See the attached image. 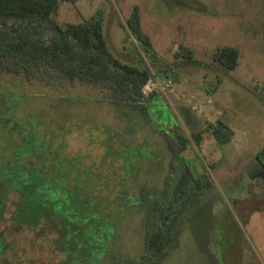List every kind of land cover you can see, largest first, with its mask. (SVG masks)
Returning a JSON list of instances; mask_svg holds the SVG:
<instances>
[{
	"label": "rangeland",
	"instance_id": "rangeland-1",
	"mask_svg": "<svg viewBox=\"0 0 264 264\" xmlns=\"http://www.w3.org/2000/svg\"><path fill=\"white\" fill-rule=\"evenodd\" d=\"M135 5L152 50L126 26ZM97 14L116 57L173 86L134 100L0 71V264H151L152 205L169 202L185 162L212 185L158 264H264V0L65 1L56 17ZM223 46L239 50L236 68L214 59ZM219 120L225 144L207 129Z\"/></svg>",
	"mask_w": 264,
	"mask_h": 264
},
{
	"label": "trees",
	"instance_id": "trees-1",
	"mask_svg": "<svg viewBox=\"0 0 264 264\" xmlns=\"http://www.w3.org/2000/svg\"><path fill=\"white\" fill-rule=\"evenodd\" d=\"M65 1L76 3L78 0H0V71L22 73L30 80L42 73L56 79L79 77L114 93L121 91L134 100L144 97L142 89L151 77L150 70L123 62L112 53L101 14L90 21L60 23L56 15ZM126 26L146 49L152 50V41L143 29L138 5L127 18ZM44 30L51 34L50 38L44 36ZM181 49L183 52L177 56L193 58L191 49L183 46ZM214 59L223 67L234 69L238 65L239 50L231 46L219 47ZM152 97L156 96L151 94ZM207 129L218 144L231 140L229 127L221 120L209 123ZM202 133H193V140L200 143ZM179 138L182 152L188 140L184 135ZM257 158L264 166V147L257 153ZM203 176L204 173L191 169L185 162L169 202L156 203L153 207L154 217L160 222H156L146 238L150 258L157 261L166 255L167 247L177 236L174 224H180L182 212L199 202L202 190L212 185V181Z\"/></svg>",
	"mask_w": 264,
	"mask_h": 264
},
{
	"label": "built area",
	"instance_id": "built-area-1",
	"mask_svg": "<svg viewBox=\"0 0 264 264\" xmlns=\"http://www.w3.org/2000/svg\"><path fill=\"white\" fill-rule=\"evenodd\" d=\"M173 86V80L171 78H166L164 80L159 79L158 77H150L147 83L144 85L142 92L145 97L150 96L155 92H165L171 89ZM194 109L197 106H193Z\"/></svg>",
	"mask_w": 264,
	"mask_h": 264
},
{
	"label": "flooded vegetation",
	"instance_id": "flooded-vegetation-1",
	"mask_svg": "<svg viewBox=\"0 0 264 264\" xmlns=\"http://www.w3.org/2000/svg\"><path fill=\"white\" fill-rule=\"evenodd\" d=\"M178 179V178H177ZM176 183V182H175ZM175 185V184H174ZM174 188V187H173ZM201 197V196H200ZM199 201H201V199H199ZM204 203V202H203ZM195 204H197V203H195ZM195 204H193V206L195 205ZM156 205V203H154L153 205H152V209H153V207ZM204 205H208V203H205ZM48 206V205H47ZM191 206L192 205H190V206H188L184 211H186V210H188V209H190L191 208ZM46 211V210H45ZM183 211V212H184ZM50 212V211H49ZM153 215H154V213H153ZM181 223V222H180ZM180 231H181V228L178 230V232H177V236H176V238H175V240H174V242L173 243H171L168 247H167V253H166V255L168 254V250L170 249V246H173V245H175L176 243H177V240H178V235H179V233H180ZM148 235V234H147ZM147 238V237H146ZM146 247L148 248V244H147V242H146ZM149 250V249H148ZM150 255H151V253H149ZM166 255L162 258V259H164L165 257H166ZM149 259H150V262H151V264H158L162 259H159V260H157V261H155L154 259H152V258H150V256H149Z\"/></svg>",
	"mask_w": 264,
	"mask_h": 264
}]
</instances>
